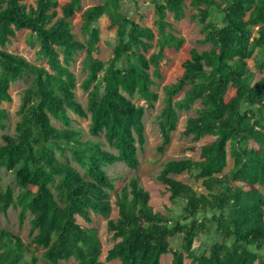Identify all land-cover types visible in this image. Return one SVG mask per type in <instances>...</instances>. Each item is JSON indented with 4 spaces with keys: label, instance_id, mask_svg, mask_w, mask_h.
Instances as JSON below:
<instances>
[{
    "label": "trees",
    "instance_id": "obj_1",
    "mask_svg": "<svg viewBox=\"0 0 264 264\" xmlns=\"http://www.w3.org/2000/svg\"><path fill=\"white\" fill-rule=\"evenodd\" d=\"M82 1L0 0V130L7 128L9 112L1 106L12 100L11 85L32 76L15 133L2 135L0 213L19 207L21 225L30 214L31 245L44 250L38 256L21 237L0 230V264H59L72 258L77 264H162L180 235L183 245L172 251L171 264H185V253L192 264H264V61L256 71L247 63L256 50L264 51V0H190L196 10L192 19L202 24L198 41L210 49H193L183 71L173 73L159 115L162 153L177 130L178 111L197 101L202 105L181 129L196 141L204 139L187 148L198 159L169 161L159 175L172 200H185L181 222L154 210L137 177L117 191L122 178L113 177L110 168L140 166L137 143H146L145 109L132 98L158 100L152 87L165 71V49L184 42L167 17L183 19L186 0H151L157 31L123 12L124 2L136 0H104L82 13L86 43L76 38L70 22ZM213 10L221 15L220 24L212 20ZM104 16L117 35L107 61L95 56L102 45L97 24ZM26 32L36 39L46 66L5 50L20 48L19 37ZM155 47L158 51L148 56ZM80 52L86 54L87 77L81 85L88 93L86 107L76 98L77 77L71 70ZM70 112L90 117V138L72 127ZM102 136L110 149L99 140ZM229 157L234 164L224 173ZM4 171L14 174L17 193L4 187ZM183 173L201 181L207 192L198 193L173 177ZM111 193L119 216L108 221V231L120 241L104 262L99 233L82 227L77 216L89 223L92 214L110 217ZM206 213L211 217L200 220ZM213 224L222 240L211 245L209 254L196 255V239L209 234Z\"/></svg>",
    "mask_w": 264,
    "mask_h": 264
},
{
    "label": "rangeland",
    "instance_id": "obj_2",
    "mask_svg": "<svg viewBox=\"0 0 264 264\" xmlns=\"http://www.w3.org/2000/svg\"><path fill=\"white\" fill-rule=\"evenodd\" d=\"M36 0H28L29 3L34 4ZM66 0H58L59 4L62 5ZM104 3V0H83L80 8L76 11L70 22L73 26V33L76 38L82 42H87V35L82 30V13L89 7L94 5H99ZM123 12L129 15L132 19L139 22L143 26L151 27L156 30L155 20L156 13L155 7L151 0H136V1H126L122 4ZM196 14V10L193 9L190 0L185 2V17L180 20H175L172 14H168V21H170L174 26V34L178 37L184 39L183 44L180 48H166L164 52V59L162 65L165 71L162 73L160 79L155 78V85L152 89L158 93V100L155 102H146L143 98L135 96L132 101L142 105L145 109V137L146 143L144 147H141L137 143L138 147V157L140 160V166L138 169H131L126 166L125 163H119L112 168L110 172L113 177L119 176L122 180L117 183V191H120L126 182L131 178L137 177L140 181L141 186L150 193L151 200L150 203L155 211H160L171 216L174 222H181L182 209L185 205L184 199L172 200L171 194L167 190L166 186L163 185L159 180V175L164 167V165L173 160L181 159H195L198 157L187 150L189 146L202 144L204 139L196 141L193 136H185L181 133V129L187 124L190 117L196 115V109L201 108L202 105L199 101L195 102L189 110L178 111V126L177 130L172 133L171 143L166 147L164 152H159L158 147L161 145L162 136L159 128V115L165 106V86L170 85L174 82L173 73L175 71H183V64L186 60L190 59L191 51L196 49L198 51H204L210 49V45H203L199 43V39L203 37L202 34V24L198 19L193 20L192 15ZM212 20L216 23H221L222 17L218 14L216 10H213ZM97 26L101 30L102 45L98 52H96V58L107 61L113 56V49L117 43L116 29L109 28V21L107 16L102 17ZM19 40L21 46L18 49H13L10 46L5 48L6 51L22 55L28 61L39 65L46 66V60L42 59L38 55V43L36 39L30 32L23 33ZM156 43V41H155ZM158 51L155 47L152 49L148 56L153 52ZM85 52H80L75 56L74 61L71 64V70L75 73L77 77V88L75 90L77 100L84 106H87L88 93L85 92L81 85L84 79L87 77V69L84 66ZM264 61V51L256 50L253 57L247 61L248 67L252 71H256L258 64ZM32 76L27 77L24 80L17 81L11 85L10 93L12 96L11 102H4L2 108H5L9 112V119L7 120L6 130H0V145L3 144L2 135L4 134H14L15 126L19 120V108L21 105V99L23 91L28 87ZM184 96V92L180 93L175 97V100L181 99ZM72 127L80 129L84 138H90L89 128H90V117L81 118L70 112ZM53 124L59 128H63L64 125L56 120H53ZM101 141L104 142V137H100ZM105 143V142H104ZM105 148L110 149L105 143ZM112 150V149H111ZM113 151V150H112ZM61 159L64 161L63 157ZM234 164V160L229 157L228 166L224 173H227ZM73 165L77 167V164L73 162ZM3 185L4 187L12 188L15 193L18 192V186L14 174L11 172L4 171L3 174ZM177 180H180L191 187H193L198 193H206L207 191L201 184V181L196 180L192 174L183 173L181 175H173ZM220 190L217 188L216 191ZM260 190L264 194V188L260 187ZM112 202V213L110 217L106 218L102 215L92 214V222H86L80 216H77V222L84 228L95 229L100 236L102 242V255L101 260L106 261V256L108 250L113 247L120 240H114L112 233L108 231V221L110 219L117 220L118 218V207L115 204L114 193H111ZM20 208H11L7 214L0 213V230H5L11 232L19 237L27 244L30 245L32 251H36V254L40 256L44 250L36 249L35 245H31L32 235L35 234L32 231L31 219L32 216L28 214L27 219L23 225L19 222ZM203 217L210 218L211 214H201L199 216L200 220ZM222 240V235L217 232L216 225H212V230L209 234L201 235L198 237L194 243V253L198 256L202 254H209L210 247L213 243ZM183 245V236L175 237L171 242L172 251L178 250ZM162 257V264H171L173 253ZM264 258V255L262 256ZM59 264H77V260L72 258L69 261H61ZM108 264H121L119 260H113ZM185 264H192L191 259L187 258L185 253Z\"/></svg>",
    "mask_w": 264,
    "mask_h": 264
}]
</instances>
